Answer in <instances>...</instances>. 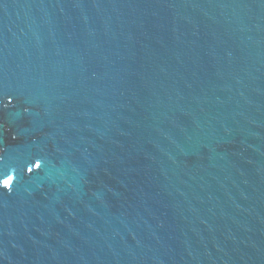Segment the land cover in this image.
I'll return each instance as SVG.
<instances>
[{
  "label": "water",
  "instance_id": "water-1",
  "mask_svg": "<svg viewBox=\"0 0 264 264\" xmlns=\"http://www.w3.org/2000/svg\"><path fill=\"white\" fill-rule=\"evenodd\" d=\"M0 264H264V0H0Z\"/></svg>",
  "mask_w": 264,
  "mask_h": 264
},
{
  "label": "snow or ice",
  "instance_id": "snow-or-ice-1",
  "mask_svg": "<svg viewBox=\"0 0 264 264\" xmlns=\"http://www.w3.org/2000/svg\"><path fill=\"white\" fill-rule=\"evenodd\" d=\"M3 183H4L5 185H7V184L9 183V181H8V180H4Z\"/></svg>",
  "mask_w": 264,
  "mask_h": 264
}]
</instances>
